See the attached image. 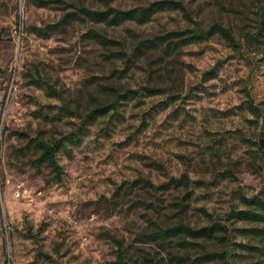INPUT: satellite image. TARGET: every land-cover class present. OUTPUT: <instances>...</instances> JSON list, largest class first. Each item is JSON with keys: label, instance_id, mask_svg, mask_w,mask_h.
I'll return each instance as SVG.
<instances>
[{"label": "rangeland", "instance_id": "1", "mask_svg": "<svg viewBox=\"0 0 264 264\" xmlns=\"http://www.w3.org/2000/svg\"><path fill=\"white\" fill-rule=\"evenodd\" d=\"M62 1L128 10L161 0ZM173 1L187 14L163 9L143 25L108 28L107 37L131 42L193 22L205 29L220 24L240 43V52L215 34L163 63L148 52L117 77L86 37L92 27L87 21L49 29L46 37L32 32L56 24L72 8L0 0V264H110L118 250L106 234L135 264H198L176 262L174 256L184 253L162 248L152 231L223 221L232 206L241 208V193L264 191V171L249 167L257 131L245 110L247 95L264 103V44L247 46L242 38L254 32V11L264 0ZM109 84L136 95L88 117V94ZM56 140L62 141L59 179L30 163L39 155L34 143ZM182 174L190 181L186 189L127 187L138 179L159 186ZM225 224L232 230L228 262L264 264V224Z\"/></svg>", "mask_w": 264, "mask_h": 264}, {"label": "trees", "instance_id": "2", "mask_svg": "<svg viewBox=\"0 0 264 264\" xmlns=\"http://www.w3.org/2000/svg\"><path fill=\"white\" fill-rule=\"evenodd\" d=\"M35 2L41 7L57 4L62 9L72 8V10L64 12L56 24L45 26L44 28L33 27V33L46 37L49 29H57V27L72 21H87L92 27L85 33L86 37L99 46L101 57L113 64L110 73L117 77L127 74L139 60L147 59L146 54L148 52L156 53L155 61L163 63L167 59L178 56L188 44L207 40L215 34L234 52H240L241 48L240 43L234 39L230 30L220 24H213L205 29L200 24L193 22L191 27L184 30L169 31L149 39H135L132 37L133 40L131 42L107 37L106 29H114L125 22L143 25L155 12L163 9L178 10L186 15L184 6L180 2L173 0L156 1L146 7H136L128 10H120L109 6L102 9H90L83 5H70L62 0H35ZM254 16V32H244L242 34L247 46L264 44V4L256 6ZM115 61L120 62V68L115 65ZM151 61L149 59L146 63L149 76L152 75V72L149 71L152 65ZM169 72L166 74L167 76H169ZM98 87L100 88L96 91V95L88 94L91 100L88 117L114 109L120 104V101L134 98L136 95L135 91L129 89L121 91L112 84ZM142 89L145 92L156 93V89L148 86H144ZM104 97H110V101L106 102ZM167 97L174 100L176 94H167ZM245 110L252 117L248 122L257 131L254 138L251 139L252 141H250L254 147V152L249 159V167L252 171H255L254 173H260L264 171V167L260 166L264 162V103L255 104L247 95ZM34 146L39 151V155L30 160L31 165L35 169L45 166L51 171L54 179H59L62 175V168L57 162L56 154L62 147V141L56 140L50 144L38 141L34 143ZM262 180H264V175H262ZM189 183L187 175L182 174L178 178L170 177L167 182L159 186H154L149 180L138 179L128 183L127 187L133 188L137 186L141 189L157 191L167 190L170 187H183L186 189ZM239 205L241 208L232 206L223 221L209 218L208 223L204 226L193 227L188 224H177L165 228L157 227L151 233L152 238L157 240L162 248L172 247L176 251H182L184 253L183 256H174L176 262L196 261L198 264L217 262L231 264L228 261L232 255V230L225 223L264 224V191L261 190L249 197L241 193L239 195ZM177 206L186 205L178 204ZM106 236L117 246L118 250L116 259L110 264H135L125 259L122 253V246L117 239L108 234ZM218 245L223 247L221 252L215 250ZM148 263L155 264L151 260Z\"/></svg>", "mask_w": 264, "mask_h": 264}]
</instances>
